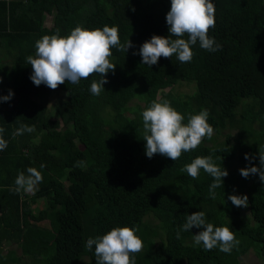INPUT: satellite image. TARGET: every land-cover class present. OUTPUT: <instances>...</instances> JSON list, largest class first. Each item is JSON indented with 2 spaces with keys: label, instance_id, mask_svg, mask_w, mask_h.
<instances>
[{
  "label": "trees",
  "instance_id": "trees-1",
  "mask_svg": "<svg viewBox=\"0 0 264 264\" xmlns=\"http://www.w3.org/2000/svg\"><path fill=\"white\" fill-rule=\"evenodd\" d=\"M212 2L215 27L208 35L222 50L209 52L197 42L191 62L161 57L150 68L133 51L152 35H169L170 0H0V96L13 93L0 101V127L8 141L0 151V264H96L87 239L124 226L139 229L135 234L144 247L134 254L136 264H238L249 250L264 263V184L258 175L244 178L239 172L259 166L257 150L264 144V0ZM78 24L89 30L116 26L121 43L129 39L135 47L125 53L111 49L115 71L106 74L99 96L90 92L98 74L55 90L34 85L26 57L35 56V41L57 29L67 36ZM179 85L191 89L180 92ZM56 90L64 98L49 109L41 99ZM165 99L185 116L184 123L189 113L207 109L214 129L211 140L176 161L160 154L148 158L139 130L142 111ZM21 124L35 131L13 136ZM208 155L228 172L215 200L209 197L212 177L203 169L196 179L180 171ZM29 167L43 177L35 193L11 191ZM248 181L254 186L244 193ZM230 194L247 195L244 220ZM31 199L42 206L26 223ZM197 211L235 234L240 243L230 254L194 246L193 235L202 229L180 231ZM43 221L46 227L39 225ZM33 229L49 241L22 251Z\"/></svg>",
  "mask_w": 264,
  "mask_h": 264
},
{
  "label": "clouds",
  "instance_id": "clouds-1",
  "mask_svg": "<svg viewBox=\"0 0 264 264\" xmlns=\"http://www.w3.org/2000/svg\"><path fill=\"white\" fill-rule=\"evenodd\" d=\"M165 19L169 35H152L142 43L138 53L133 51V55L141 56L142 64L151 68L158 63L159 58L173 56L181 63H189L194 55L192 46L197 42L200 48L209 52L222 50V46L208 35L209 30L215 27V6L212 0H170V9ZM59 31L57 29L56 34L44 35L36 40L35 56L26 57L32 68L29 78L36 86L44 84L55 90L65 81L78 84L81 79L98 74L100 79L91 82L90 92L99 96L104 91L103 85L108 83L106 74L115 71L116 65L109 60L112 56L111 49L116 48L125 53L135 47L129 39L121 43L116 26L105 25L102 29L89 30L78 24L67 36H60ZM12 96L13 93L9 90L8 95L0 96V101L7 102ZM141 115L145 155L148 158L160 154L176 161L182 152L195 150L205 138L211 140L214 133L213 127L208 123L207 109L196 114L189 113L187 123H184L185 116L176 111L168 100H153ZM4 131L0 127V151L8 145L2 135ZM34 131L33 126L21 124L12 135L19 136ZM257 154L259 166L241 168L239 172L244 178L258 175L261 184H264V144L259 145ZM245 159L251 161L254 156L245 154ZM81 164L83 161L77 162V166ZM44 166L42 164L40 167ZM201 169L212 177L209 197L215 200V189L222 187V177H227L228 172L221 164L217 165L212 155L197 156L180 171L196 179ZM26 173L20 172L17 175L15 187L11 191L35 193L37 185L43 180L42 174L34 167L27 168ZM228 200L236 207L248 206L247 195L230 194ZM193 227L202 229L193 235L194 246L202 244L204 250L210 251L218 247L221 252L230 254L240 243L229 227H214L207 222L203 211L187 215L180 231H190ZM138 230L127 226L113 227L101 236L88 238L85 248L92 250L94 246L96 264H136L134 254L140 253L144 247L141 238L135 234ZM180 231L176 234L177 239H180Z\"/></svg>",
  "mask_w": 264,
  "mask_h": 264
},
{
  "label": "rangeland",
  "instance_id": "rangeland-1",
  "mask_svg": "<svg viewBox=\"0 0 264 264\" xmlns=\"http://www.w3.org/2000/svg\"><path fill=\"white\" fill-rule=\"evenodd\" d=\"M50 23H51V21H50V18L48 17L47 21H46V25L49 26ZM176 89L178 91H180V92H183V91H187L188 92V91H190L191 88L190 87H186L185 85H179L178 87L176 86ZM165 91H167V93H169L171 91V89L170 88H167V89L165 88ZM63 98H64L63 95L59 91L56 90L55 92H52L48 96H44L41 100H43V102L46 104V106L49 109H53V107L59 101H62ZM64 104H65L66 108L69 107V105H67L66 103H64ZM52 116H53V114H52ZM130 116L132 118H135L136 114L135 113H130ZM98 121L99 120H97V122ZM139 130H140L141 133H143V127H140ZM39 156L41 157V155H39ZM253 186H254L253 182L248 181V183L246 184L245 189L243 190L244 193H246L247 191L251 190L253 188ZM30 204H31V214L26 217V219H25L26 223L33 222V219H34V216H35L37 210L39 208H41V206H42V203L39 200L37 201L35 199H31L30 200ZM240 209H241V214H242V216L240 218L242 220H244L243 215L247 214L246 207H240ZM240 218L236 217L235 220H236L237 224H240ZM39 225H41L43 227H46L47 223L45 221H43V222H40ZM47 241H49V239L44 233H42V231H38V229H33V231L31 232V235L29 236V238L26 239V240H23V245L21 246V249H22V251L29 252L32 248L35 247V245L37 243H42V242H47ZM3 246L4 247H9L10 245L4 244ZM18 253H20L19 250H18ZM91 259L96 263L95 257L93 255H92ZM238 264H264V263L261 262V260H259L254 255V253L251 250H249L245 255L241 256Z\"/></svg>",
  "mask_w": 264,
  "mask_h": 264
}]
</instances>
